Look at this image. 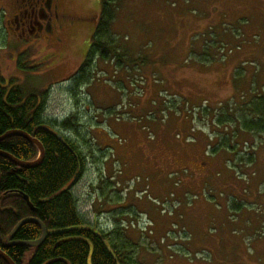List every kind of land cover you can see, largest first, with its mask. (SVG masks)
<instances>
[{
	"label": "rangeland",
	"instance_id": "374dc122",
	"mask_svg": "<svg viewBox=\"0 0 264 264\" xmlns=\"http://www.w3.org/2000/svg\"><path fill=\"white\" fill-rule=\"evenodd\" d=\"M117 2L119 58L95 59L87 85L72 76L100 0H61L78 18L59 45L0 26V78L45 92V119L75 114L80 136L62 133L86 156L78 212L119 231L133 264H264V134L243 131L238 111L214 118L264 93V0ZM211 37L210 62L199 61ZM48 50L62 70L50 72Z\"/></svg>",
	"mask_w": 264,
	"mask_h": 264
},
{
	"label": "trees",
	"instance_id": "16d2710c",
	"mask_svg": "<svg viewBox=\"0 0 264 264\" xmlns=\"http://www.w3.org/2000/svg\"><path fill=\"white\" fill-rule=\"evenodd\" d=\"M117 10V0H100L98 23L86 61L74 78L75 85H87L95 59L119 58L118 43L111 32ZM215 44L213 37L205 41L207 48H202L196 59L210 62V56L205 52ZM46 98L45 92L26 94L17 85H4L0 78V136L8 131H21L37 140L44 149L41 164L30 169L18 168L0 157V250L14 264H133L132 248L121 240L119 231L94 230L79 214L71 189L85 171L86 156L77 143L62 133L66 131L80 136L76 116L72 114L60 122L45 119ZM224 105L215 113L214 118L219 124L228 123L238 111L243 131L264 134V93L251 96L247 102L236 100L235 112L231 110V104L225 102ZM222 142V147L226 148L228 141ZM214 149L215 153L217 147ZM0 152L22 162H31L38 156L37 148L18 136L0 141ZM25 218L38 220L47 231L45 240L38 247L7 243L12 229ZM40 236L38 224L26 223L10 241H33ZM0 264L6 263L0 258Z\"/></svg>",
	"mask_w": 264,
	"mask_h": 264
},
{
	"label": "flooded vegetation",
	"instance_id": "af4514ba",
	"mask_svg": "<svg viewBox=\"0 0 264 264\" xmlns=\"http://www.w3.org/2000/svg\"><path fill=\"white\" fill-rule=\"evenodd\" d=\"M77 18L76 15L71 16L63 8L61 0H0V26L3 27L2 31L7 35L12 34L26 41L34 37L35 39L41 38L44 41L46 39L50 45H59L61 33L70 32L73 22ZM42 56L45 61L51 62L50 72H58L57 69H63L62 65L57 64L55 61L52 50L46 51ZM85 61L86 57L81 66ZM78 69L74 72L73 78L78 76ZM12 242L7 239L9 245H12Z\"/></svg>",
	"mask_w": 264,
	"mask_h": 264
},
{
	"label": "water",
	"instance_id": "95a60500",
	"mask_svg": "<svg viewBox=\"0 0 264 264\" xmlns=\"http://www.w3.org/2000/svg\"><path fill=\"white\" fill-rule=\"evenodd\" d=\"M11 136L21 137V138L25 139L26 141H28L29 143L33 144L38 150L37 158L31 162H22V161H19V160L13 158L12 156H10L6 153H3V152H0V157L11 161L18 168H22V169H30V168H35V167L39 166L41 164L43 158H44V149H43L42 145L37 140L31 138L29 135H27L26 133L21 132V131H8L5 134H3L2 136H0V141L6 139L8 137H11ZM57 138L61 140L60 135H57ZM23 199L28 204L29 208L32 210V206L28 202V198L26 196H24ZM26 223H36L40 226V228H41L40 238H38L37 240H33V241H13L11 244L17 245V246L28 247V248H35V247L40 246L46 238L47 231L41 222H39L38 220L33 219V218H25V219L21 220L10 232L9 240L12 239L14 237L15 233L18 231V229ZM0 258L6 264H14L1 250H0Z\"/></svg>",
	"mask_w": 264,
	"mask_h": 264
}]
</instances>
